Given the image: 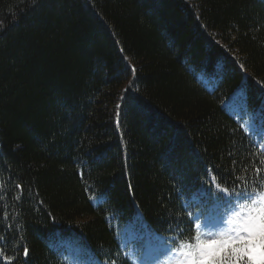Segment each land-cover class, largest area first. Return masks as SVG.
<instances>
[{"label": "trees", "instance_id": "1", "mask_svg": "<svg viewBox=\"0 0 264 264\" xmlns=\"http://www.w3.org/2000/svg\"><path fill=\"white\" fill-rule=\"evenodd\" d=\"M261 187L264 0H0V264L158 263Z\"/></svg>", "mask_w": 264, "mask_h": 264}, {"label": "clouds", "instance_id": "2", "mask_svg": "<svg viewBox=\"0 0 264 264\" xmlns=\"http://www.w3.org/2000/svg\"><path fill=\"white\" fill-rule=\"evenodd\" d=\"M251 191L249 198L224 205L215 226L189 215L192 228L158 264H264V187Z\"/></svg>", "mask_w": 264, "mask_h": 264}, {"label": "snow or ice", "instance_id": "3", "mask_svg": "<svg viewBox=\"0 0 264 264\" xmlns=\"http://www.w3.org/2000/svg\"><path fill=\"white\" fill-rule=\"evenodd\" d=\"M241 67H243V66L241 65ZM132 71L134 73L135 72V69L133 68ZM213 180L215 181V177H213ZM17 187L19 188L20 186L17 185ZM217 187H219V185H217ZM221 191H223L225 193V195L229 194L227 188L221 189ZM2 198L3 197H0V199H2ZM17 199H19V197H17ZM189 215H191V213H189ZM23 255H24L25 258L28 257V255H29V249L27 247H24L23 248Z\"/></svg>", "mask_w": 264, "mask_h": 264}, {"label": "rangeland", "instance_id": "4", "mask_svg": "<svg viewBox=\"0 0 264 264\" xmlns=\"http://www.w3.org/2000/svg\"><path fill=\"white\" fill-rule=\"evenodd\" d=\"M219 223V220H218V222H216V225ZM154 253H156V252H154ZM154 253H152V254H154ZM151 255V254H150ZM144 260H146L147 262L145 263V262H143ZM149 261H151L150 259H149V256H148V258H145V257H143L142 258V261H141V264H158L157 262H155V261H153V262H149Z\"/></svg>", "mask_w": 264, "mask_h": 264}]
</instances>
